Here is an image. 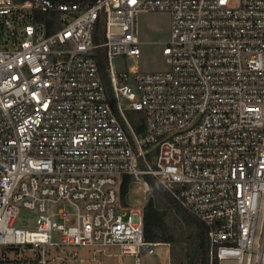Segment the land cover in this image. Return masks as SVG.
<instances>
[{
  "label": "built area",
  "instance_id": "obj_1",
  "mask_svg": "<svg viewBox=\"0 0 264 264\" xmlns=\"http://www.w3.org/2000/svg\"><path fill=\"white\" fill-rule=\"evenodd\" d=\"M155 10L168 69L118 72ZM147 176L209 227L210 264H264V0H0V264H142Z\"/></svg>",
  "mask_w": 264,
  "mask_h": 264
},
{
  "label": "trees",
  "instance_id": "obj_2",
  "mask_svg": "<svg viewBox=\"0 0 264 264\" xmlns=\"http://www.w3.org/2000/svg\"><path fill=\"white\" fill-rule=\"evenodd\" d=\"M39 19L50 21L48 14L41 13ZM53 28L50 27V30ZM105 19L98 18L95 26V41L105 40ZM98 61L104 80L109 87L107 74V56L105 49L98 51ZM143 117V113H137ZM153 186L160 191L174 213L163 210L154 198L145 205L146 239L151 242L169 243L170 255L174 264H210L209 227L194 214L185 209L168 191H166L152 176H147ZM127 190V183L123 187ZM171 219V220H170ZM12 264L13 261H11Z\"/></svg>",
  "mask_w": 264,
  "mask_h": 264
},
{
  "label": "rangeland",
  "instance_id": "obj_3",
  "mask_svg": "<svg viewBox=\"0 0 264 264\" xmlns=\"http://www.w3.org/2000/svg\"><path fill=\"white\" fill-rule=\"evenodd\" d=\"M140 57L134 59L132 57L117 56L114 58L115 69L120 72L128 64H137L142 71H161L168 69V65L163 55V41L168 40L171 31V14L167 11L155 10L141 12L138 17ZM127 65V66H128ZM137 121V120H136ZM138 189V186H135ZM135 189V190H136ZM132 192V199L136 203L144 204L151 198H154L157 206L165 211L174 213V209L169 207L168 201L164 195L155 187L150 194L143 193L139 188ZM141 190V191H140ZM171 220V219H170ZM35 223V213L22 208L19 212L16 224L20 226H32ZM162 244V245H161ZM156 246L154 253H143L141 255L142 264H169L170 258L169 247L161 243ZM79 253L86 258H92V253L88 248H79ZM100 261L88 260L85 263L72 264H120L119 258L100 256ZM132 258H126L127 264H132ZM173 262V261H172Z\"/></svg>",
  "mask_w": 264,
  "mask_h": 264
},
{
  "label": "crops",
  "instance_id": "obj_4",
  "mask_svg": "<svg viewBox=\"0 0 264 264\" xmlns=\"http://www.w3.org/2000/svg\"><path fill=\"white\" fill-rule=\"evenodd\" d=\"M164 244H166V243H164ZM162 245V244H161ZM168 247H169V245L168 244H166ZM169 252H170V247H169ZM171 256V255H170ZM171 258V257H170Z\"/></svg>",
  "mask_w": 264,
  "mask_h": 264
}]
</instances>
